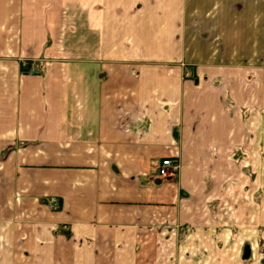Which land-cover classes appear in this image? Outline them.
Here are the masks:
<instances>
[{"label": "crops", "instance_id": "crops-1", "mask_svg": "<svg viewBox=\"0 0 264 264\" xmlns=\"http://www.w3.org/2000/svg\"><path fill=\"white\" fill-rule=\"evenodd\" d=\"M252 108L264 0H0V264H138L202 222Z\"/></svg>", "mask_w": 264, "mask_h": 264}, {"label": "rangeland", "instance_id": "rangeland-1", "mask_svg": "<svg viewBox=\"0 0 264 264\" xmlns=\"http://www.w3.org/2000/svg\"><path fill=\"white\" fill-rule=\"evenodd\" d=\"M31 67L40 73L36 60L21 61L24 74L34 76L27 73ZM250 112L244 151L239 146L233 160L226 158L225 163L212 157L219 169L232 164L231 171L203 174L204 198L188 210L195 213L202 207V222L173 225L166 237L158 233L153 251L139 252L138 264H264V111ZM49 202L56 206L53 198Z\"/></svg>", "mask_w": 264, "mask_h": 264}, {"label": "built area", "instance_id": "built-area-1", "mask_svg": "<svg viewBox=\"0 0 264 264\" xmlns=\"http://www.w3.org/2000/svg\"><path fill=\"white\" fill-rule=\"evenodd\" d=\"M32 68V67H31ZM27 70V69H26ZM28 74H39L38 70L32 68L30 71L28 70ZM178 164L170 157L162 158L157 164V172L160 176L169 177L177 170ZM51 207H54V204H51Z\"/></svg>", "mask_w": 264, "mask_h": 264}]
</instances>
